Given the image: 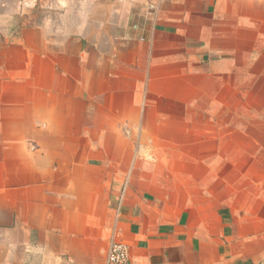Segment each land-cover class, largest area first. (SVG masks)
Here are the masks:
<instances>
[{"label": "crops", "instance_id": "1", "mask_svg": "<svg viewBox=\"0 0 264 264\" xmlns=\"http://www.w3.org/2000/svg\"><path fill=\"white\" fill-rule=\"evenodd\" d=\"M113 239L264 264V0H0V264Z\"/></svg>", "mask_w": 264, "mask_h": 264}, {"label": "built area", "instance_id": "2", "mask_svg": "<svg viewBox=\"0 0 264 264\" xmlns=\"http://www.w3.org/2000/svg\"><path fill=\"white\" fill-rule=\"evenodd\" d=\"M106 264H130L128 245L113 239L106 255Z\"/></svg>", "mask_w": 264, "mask_h": 264}, {"label": "rangeland", "instance_id": "3", "mask_svg": "<svg viewBox=\"0 0 264 264\" xmlns=\"http://www.w3.org/2000/svg\"><path fill=\"white\" fill-rule=\"evenodd\" d=\"M36 12H37V11H36ZM124 131L126 132V135H127V136H130V130H125V129H124ZM136 132H137L138 135H140L141 132H142V130H141V129H138V131H136Z\"/></svg>", "mask_w": 264, "mask_h": 264}]
</instances>
